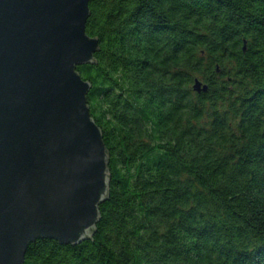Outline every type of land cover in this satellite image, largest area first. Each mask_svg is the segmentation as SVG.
Returning a JSON list of instances; mask_svg holds the SVG:
<instances>
[{"label":"trees","instance_id":"16d2710c","mask_svg":"<svg viewBox=\"0 0 264 264\" xmlns=\"http://www.w3.org/2000/svg\"><path fill=\"white\" fill-rule=\"evenodd\" d=\"M109 198L24 264H264V0H90ZM199 78L209 86L197 92Z\"/></svg>","mask_w":264,"mask_h":264},{"label":"water","instance_id":"95a60500","mask_svg":"<svg viewBox=\"0 0 264 264\" xmlns=\"http://www.w3.org/2000/svg\"><path fill=\"white\" fill-rule=\"evenodd\" d=\"M90 0H0V264H24L38 239L92 238L109 198V153L92 117L100 41ZM197 92L209 89L199 78Z\"/></svg>","mask_w":264,"mask_h":264}]
</instances>
